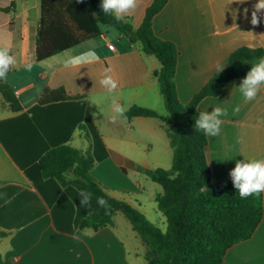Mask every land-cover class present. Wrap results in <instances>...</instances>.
I'll list each match as a JSON object with an SVG mask.
<instances>
[{
	"label": "crops",
	"instance_id": "0c3cea01",
	"mask_svg": "<svg viewBox=\"0 0 264 264\" xmlns=\"http://www.w3.org/2000/svg\"><path fill=\"white\" fill-rule=\"evenodd\" d=\"M153 1L140 0L135 12L124 21L138 28ZM256 2L169 0L155 17V34L173 42L179 51L176 86L182 104L189 103L218 73L217 64L228 67L229 56L235 50H264V16L257 26L250 23ZM40 19L41 0H0V47H8L16 58L7 84L23 109L12 112L0 94V121L29 113L47 89H65L68 96L78 97V101L38 110L40 125L63 133L86 104L109 154L108 159L95 165L91 176L110 197L137 208L147 219L150 206L159 217L155 200L163 191L148 192L150 178L145 172L173 164L168 127L155 118L110 122L113 98L128 110L133 106L154 109L153 99L159 98L160 92L154 76L160 68L158 60L143 54L138 45L118 31L119 36L113 39L111 32L101 27V37L38 62ZM29 64L31 71L26 70ZM105 69H110L109 74L118 81L114 93H108L99 83ZM241 80L228 83L219 97L207 98L199 106L200 112L222 107L228 113L221 117L220 134L208 137L207 159L214 183L231 180L229 173L236 161L264 158V86L255 100L245 103L238 89ZM237 107L239 111H235ZM23 140L36 142L37 138L27 135ZM68 144L83 153L90 149L80 128L74 130ZM125 147L130 153L125 152ZM7 185L34 190L0 142V188ZM146 251L121 212L116 213L112 226L74 235L58 232L47 214L0 239V264H149ZM225 264H264V216L250 240L229 250Z\"/></svg>",
	"mask_w": 264,
	"mask_h": 264
},
{
	"label": "trees",
	"instance_id": "16d2710c",
	"mask_svg": "<svg viewBox=\"0 0 264 264\" xmlns=\"http://www.w3.org/2000/svg\"><path fill=\"white\" fill-rule=\"evenodd\" d=\"M168 2L154 0L142 24L134 28L126 21L118 22L113 16L104 15L99 7L101 0H41L36 42V60L41 62L101 37V27L110 26L138 45L143 54L158 60L160 68L154 76L167 113L161 115L155 109L133 106L126 116L129 120L159 119L168 127L173 150L171 169L145 172L163 188L155 201L166 219V231L162 232L137 208L107 195L91 176L95 165L108 159L109 154L86 104L63 133L40 125L38 110L78 101V97H70L59 88L45 90L29 113L0 121V142L34 187L0 188V193H6L10 200L5 203L0 199V239L47 214L58 232L74 235L86 229L98 231L112 226L116 213L121 212L145 244L149 264H225L232 247L253 237L263 220L264 193L241 199L232 180L214 183L207 159L208 137L196 131L194 123L200 104L207 98L219 97L228 83L243 79L251 63L264 57V50H235L229 56L228 67L216 73L189 103L182 104L176 86L178 48L157 36L153 29L155 17ZM0 94L12 112H22L19 99L7 82L0 81ZM76 128L90 143L87 153L68 144ZM27 135L37 141L23 140ZM80 190L93 194L90 207L80 206ZM97 197H103L107 207L98 206Z\"/></svg>",
	"mask_w": 264,
	"mask_h": 264
},
{
	"label": "clouds",
	"instance_id": "9594fccd",
	"mask_svg": "<svg viewBox=\"0 0 264 264\" xmlns=\"http://www.w3.org/2000/svg\"><path fill=\"white\" fill-rule=\"evenodd\" d=\"M77 2H83V0H77ZM238 2L243 3L244 0H238ZM139 3L140 0H101L99 7L104 15L113 16L116 21L121 22L135 12ZM261 16H264V0H257L253 5L250 23L253 26H257L261 22ZM102 27L111 31L113 39L119 36L115 28L110 26ZM15 64L16 58L10 54V49L8 47H0V81L7 82L8 74ZM224 67L219 64L216 65L219 73L223 71ZM31 68V64L26 66L28 71H31ZM110 71V69H105L99 83L108 93H114L119 85L118 81L109 74ZM262 86H264V57L258 58L251 63V68L241 80L238 89L244 102L247 103L256 99ZM111 108L110 122L117 123L127 120L126 112L128 109L115 98L111 101ZM235 111H239V108L237 107ZM227 114V109L222 107H215L212 111H201L195 118L194 129L202 132L207 137L218 136L223 123L221 117L227 116ZM229 175L241 199L264 193V158L238 160ZM92 195L87 190H80L78 193L80 206L84 208L90 207ZM6 197V193H0V199H4L5 203H9L10 200ZM96 202L100 207H107V201L103 197H97Z\"/></svg>",
	"mask_w": 264,
	"mask_h": 264
},
{
	"label": "rangeland",
	"instance_id": "374dc122",
	"mask_svg": "<svg viewBox=\"0 0 264 264\" xmlns=\"http://www.w3.org/2000/svg\"><path fill=\"white\" fill-rule=\"evenodd\" d=\"M103 29L105 30H108L110 31L108 28H105L103 27ZM111 32V31H110ZM113 44H115L114 41H112ZM160 90V88H159ZM153 105H154V109L156 111L159 112V114H166L167 111H166V106H165V100L164 98L161 96V93L159 92V98L157 99H153ZM127 150V147H125V152L127 153H130ZM167 167L166 168H163V169H166V170H169L171 169L172 167V164H168L166 165ZM149 182L147 183V190L148 192H162L163 191V188L158 185V184H155L151 179L148 180ZM154 187V188H152ZM155 187H157L155 189ZM102 188V187H101ZM103 189V188H102ZM104 191V190H103ZM105 192V191H104ZM106 193V192H105ZM107 194V193H106ZM108 195V194H107ZM148 209H149V213H148V220L153 223L154 225H156L162 232H165L166 231V228H167V223H166V219L165 217L163 216V214L160 212L159 214V217H157L155 215V212L152 211L151 207L148 206ZM157 211V210H156ZM159 211V210H158Z\"/></svg>",
	"mask_w": 264,
	"mask_h": 264
},
{
	"label": "built area",
	"instance_id": "2783aa9c",
	"mask_svg": "<svg viewBox=\"0 0 264 264\" xmlns=\"http://www.w3.org/2000/svg\"><path fill=\"white\" fill-rule=\"evenodd\" d=\"M110 48L112 49L113 47H112V46H110Z\"/></svg>",
	"mask_w": 264,
	"mask_h": 264
}]
</instances>
